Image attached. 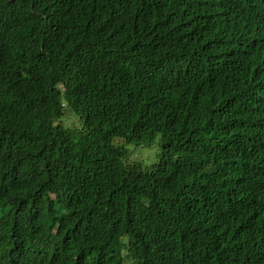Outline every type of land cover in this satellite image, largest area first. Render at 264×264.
Instances as JSON below:
<instances>
[{"label": "trees", "instance_id": "obj_1", "mask_svg": "<svg viewBox=\"0 0 264 264\" xmlns=\"http://www.w3.org/2000/svg\"><path fill=\"white\" fill-rule=\"evenodd\" d=\"M0 264H264V0H0Z\"/></svg>", "mask_w": 264, "mask_h": 264}, {"label": "rangeland", "instance_id": "obj_2", "mask_svg": "<svg viewBox=\"0 0 264 264\" xmlns=\"http://www.w3.org/2000/svg\"><path fill=\"white\" fill-rule=\"evenodd\" d=\"M74 121V120H72ZM158 142L156 140L155 144L136 146L130 144L127 146V151L129 153V161L139 163L142 168L152 164L156 159V154L158 152Z\"/></svg>", "mask_w": 264, "mask_h": 264}]
</instances>
